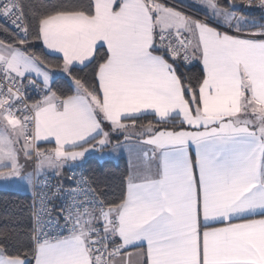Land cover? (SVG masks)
<instances>
[{"label": "snow or ice", "instance_id": "1", "mask_svg": "<svg viewBox=\"0 0 264 264\" xmlns=\"http://www.w3.org/2000/svg\"><path fill=\"white\" fill-rule=\"evenodd\" d=\"M102 4L115 19L77 59ZM0 21V183L33 194L26 230L0 224V264H264V0H0ZM152 78L188 114L120 108ZM229 88L235 113L202 111ZM47 107L67 139L26 131ZM97 149L128 153L118 194L76 175Z\"/></svg>", "mask_w": 264, "mask_h": 264}, {"label": "crops", "instance_id": "2", "mask_svg": "<svg viewBox=\"0 0 264 264\" xmlns=\"http://www.w3.org/2000/svg\"><path fill=\"white\" fill-rule=\"evenodd\" d=\"M185 2H189V0H185ZM196 13L203 15L201 12ZM98 15L100 27L87 36L85 41L79 46L78 49L73 50L75 53V58L83 59L85 56L91 55V44L95 39H100L106 35L108 30L107 21H109V19H115V17L108 12L107 7L103 4L100 6ZM147 83L150 85L149 87H138L135 89L124 90L119 105L120 108L131 111H135L139 107H155L161 111L164 109L180 108L185 114H188L189 104L183 98L179 84L173 82L172 78H169L167 84H165L159 78H152L147 81ZM201 99L203 101L202 111L204 112H228L229 114H232L237 111L239 93L235 88L221 89V91H219L216 96L212 97L208 96L206 92H201ZM257 103L261 108H264V89H260L258 91ZM109 104L110 101L106 96L105 105L108 106ZM69 123H74L70 116H65L61 113H58L52 107H47L41 112L36 113L34 133L36 136L57 133L59 134L60 138L64 140L68 138L64 134V127ZM99 154L103 155V158H99ZM90 156H94L99 160H118L120 158H124L128 164V153L127 151L123 150L120 154H118V156L113 157L109 155L107 150L101 152L99 149H97L94 152L87 153L84 160ZM0 189H9L27 194L31 193L30 189H25L19 185L9 184V186H7L0 183ZM83 222L84 221L82 220V223ZM84 264H87V262L85 261Z\"/></svg>", "mask_w": 264, "mask_h": 264}, {"label": "trees", "instance_id": "3", "mask_svg": "<svg viewBox=\"0 0 264 264\" xmlns=\"http://www.w3.org/2000/svg\"><path fill=\"white\" fill-rule=\"evenodd\" d=\"M255 15L259 14L255 13ZM2 23L3 22L0 21V24ZM3 38L4 35L0 33V39ZM35 51L39 52L40 49L37 48ZM43 56L48 63L53 65L59 64L57 57L50 56L46 53H43ZM188 75L192 78L193 82H195L198 77V72L194 70L188 73ZM78 165L82 166L85 172L89 174L94 173L99 176L103 181V186L111 193L118 194L120 177L127 166V162L124 158L118 160H99L94 156H90L82 163H78ZM31 203V194L9 189H0V224L3 223L4 218L10 217L14 223H18L21 226L22 230H26L25 226L28 224Z\"/></svg>", "mask_w": 264, "mask_h": 264}, {"label": "built area", "instance_id": "4", "mask_svg": "<svg viewBox=\"0 0 264 264\" xmlns=\"http://www.w3.org/2000/svg\"><path fill=\"white\" fill-rule=\"evenodd\" d=\"M195 15H200V16H202L201 14H199V13H195ZM1 22H3V21H1ZM30 94H32V93H30ZM5 95H9L8 93H5ZM33 99H35V97H33ZM21 103L22 104H27V101H24V100H21ZM57 107H59V104H57ZM26 111H27V113H28V115L31 117L32 116V109L29 107V108H26ZM22 116H23V113L21 114ZM35 118H36V115H35V117H34V119H32V120H29V127H27V129H26V131H28V132H34L35 131ZM79 168H81V169H78L77 171H76V175H79L80 174V172L81 171H85L84 170V168L82 167V166H80V165H77ZM67 174H71V173H67ZM54 182V181H53ZM31 194V199H32V192L30 193ZM104 264H110V262L109 261H107V260H105V262H104Z\"/></svg>", "mask_w": 264, "mask_h": 264}, {"label": "rangeland", "instance_id": "5", "mask_svg": "<svg viewBox=\"0 0 264 264\" xmlns=\"http://www.w3.org/2000/svg\"><path fill=\"white\" fill-rule=\"evenodd\" d=\"M121 152H122V150L119 151V152H113V153H111V154H109V155H110V156H113V157H116V156H118V154H120ZM98 157H99V158H103V155L99 154ZM7 186H9V185H7Z\"/></svg>", "mask_w": 264, "mask_h": 264}]
</instances>
